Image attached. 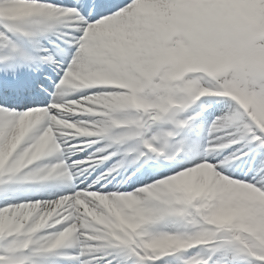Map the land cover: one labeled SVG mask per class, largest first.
Here are the masks:
<instances>
[{"label": "snow or ice", "instance_id": "obj_1", "mask_svg": "<svg viewBox=\"0 0 264 264\" xmlns=\"http://www.w3.org/2000/svg\"><path fill=\"white\" fill-rule=\"evenodd\" d=\"M0 264H264V0H0Z\"/></svg>", "mask_w": 264, "mask_h": 264}]
</instances>
